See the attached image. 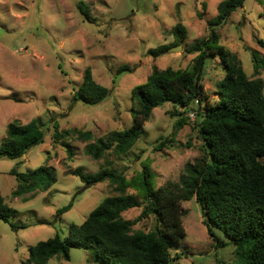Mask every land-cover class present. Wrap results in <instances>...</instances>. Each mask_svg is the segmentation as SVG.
Here are the masks:
<instances>
[{"label":"rangeland","instance_id":"obj_1","mask_svg":"<svg viewBox=\"0 0 264 264\" xmlns=\"http://www.w3.org/2000/svg\"><path fill=\"white\" fill-rule=\"evenodd\" d=\"M90 9L87 19L77 8L78 0H0V141L6 135L7 123H24L40 117L45 122L44 141L30 147L21 157H0V193L13 207L10 220L26 224L12 227L0 220V264H21L28 246L58 232L66 235L71 222L80 223L104 196L114 194L109 180L87 185L71 169L96 171L109 166L130 177L148 160L154 172V183L176 181L188 161L203 153V140L189 111V120L175 126L178 115L170 111V101L155 106L143 123L144 133L125 153L108 151L93 158L84 151L85 144L112 129L131 124V88L144 82L152 66L184 68L193 59L185 47L195 38L209 33L207 19L217 13L220 0H84ZM182 21L187 35L181 48L168 49L153 56L148 48L173 42L170 28ZM218 42L238 54L245 72L254 74L250 49L264 55V4L244 0L227 21L218 27ZM259 39L263 40L261 43ZM176 45V43L171 46ZM121 64L129 69L117 73ZM89 65L95 80L110 91L96 103L72 99ZM224 65L216 55L207 57L202 82L209 99H216V81ZM264 79V69L260 72ZM264 93V88H263ZM176 107H183L176 104ZM53 122L59 130L71 127L90 129L93 137L83 140L73 134L66 139L74 154L53 136ZM264 162V155L260 157ZM42 163L54 166L56 181L46 190H37L23 200L14 196L16 177L9 172L34 168ZM128 191L136 192L133 188ZM25 195H28L26 193ZM72 202L57 213V208ZM185 213L182 223L185 236L171 247V264H241L242 253L220 228L216 235L225 244L216 246L203 222L200 204L194 197L181 201ZM139 208L123 211L135 218ZM43 220L44 222L39 223ZM153 214L135 222L133 228L150 229ZM47 264H100L80 246H71L69 258L54 255Z\"/></svg>","mask_w":264,"mask_h":264},{"label":"trees","instance_id":"obj_2","mask_svg":"<svg viewBox=\"0 0 264 264\" xmlns=\"http://www.w3.org/2000/svg\"><path fill=\"white\" fill-rule=\"evenodd\" d=\"M258 1L264 4V0ZM243 2L220 0L217 13L207 19L209 33L185 47L187 52L194 53L189 65L184 68L153 65L146 80L131 88V124L112 129L84 146V151L93 158L105 156L108 151L117 155L127 152L144 133L143 123L152 109L170 101L174 105L171 115H178L174 123L177 128L188 122V112L193 111V121L203 140V153L185 163L176 181L168 180L157 186L148 160L142 161L141 169L130 177L109 166L88 172L79 166L71 169L87 185L109 180L116 193L104 196L80 223L71 222L66 235L56 232L30 244L21 264H47L54 255L68 259L71 246L88 249L100 264H171V247L186 234L181 201L191 197L200 204L203 222L216 246L225 244L214 231L220 228L242 253L241 264H264V162L260 159L264 155V79L260 74L264 55L250 49L254 74L249 75L238 54L218 42V27ZM77 8L90 19V9L84 0H78ZM170 30L175 40L148 48L149 54L158 56L187 35V28L180 20ZM210 55L218 56L224 65L223 75L216 81L214 100L209 99L202 82ZM125 69L129 66L121 64L117 73ZM109 91L95 80L87 65L72 99L96 103ZM176 104L183 108H177ZM53 127L55 140L64 146L69 157L74 154V148L67 135L83 140L93 137L90 129L59 130L57 122H53ZM44 135L45 122L40 117L24 123L10 121L0 141V157H21L30 147L43 142ZM9 172L17 181L12 194L23 200L37 190L48 189L56 181L55 168L47 163L24 171L12 166ZM71 205L70 201L56 211L62 213ZM132 207L139 208L136 217H124L123 211ZM13 214L15 210L0 193V220L8 221L12 227L26 225L11 221ZM149 214L155 218L153 227L133 228L135 222Z\"/></svg>","mask_w":264,"mask_h":264},{"label":"water","instance_id":"obj_3","mask_svg":"<svg viewBox=\"0 0 264 264\" xmlns=\"http://www.w3.org/2000/svg\"><path fill=\"white\" fill-rule=\"evenodd\" d=\"M176 48H181V44L173 45V46L169 47L168 49H176Z\"/></svg>","mask_w":264,"mask_h":264}]
</instances>
